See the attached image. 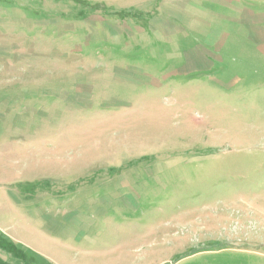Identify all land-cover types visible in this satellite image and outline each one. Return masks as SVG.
I'll return each mask as SVG.
<instances>
[{
  "label": "rangeland",
  "instance_id": "rangeland-1",
  "mask_svg": "<svg viewBox=\"0 0 264 264\" xmlns=\"http://www.w3.org/2000/svg\"><path fill=\"white\" fill-rule=\"evenodd\" d=\"M0 100V264H264V0H0Z\"/></svg>",
  "mask_w": 264,
  "mask_h": 264
},
{
  "label": "trees",
  "instance_id": "trees-1",
  "mask_svg": "<svg viewBox=\"0 0 264 264\" xmlns=\"http://www.w3.org/2000/svg\"><path fill=\"white\" fill-rule=\"evenodd\" d=\"M16 7V6H15ZM14 8V7H13ZM34 16H36L35 14H30V17H34ZM1 101V100H0ZM7 119H0V131H2L4 128H3V126L6 124L5 123V121H6ZM9 252H13V250H11V249H9V248H6Z\"/></svg>",
  "mask_w": 264,
  "mask_h": 264
},
{
  "label": "crops",
  "instance_id": "crops-1",
  "mask_svg": "<svg viewBox=\"0 0 264 264\" xmlns=\"http://www.w3.org/2000/svg\"><path fill=\"white\" fill-rule=\"evenodd\" d=\"M4 132H5V129H3L2 131H0L1 134H3ZM68 238H70V237H68Z\"/></svg>",
  "mask_w": 264,
  "mask_h": 264
}]
</instances>
